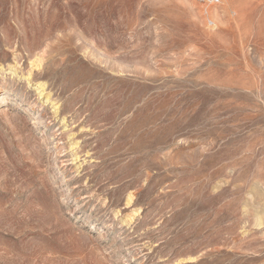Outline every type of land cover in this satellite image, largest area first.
I'll return each mask as SVG.
<instances>
[{
    "label": "rangeland",
    "instance_id": "obj_1",
    "mask_svg": "<svg viewBox=\"0 0 264 264\" xmlns=\"http://www.w3.org/2000/svg\"><path fill=\"white\" fill-rule=\"evenodd\" d=\"M0 264H264V0H0Z\"/></svg>",
    "mask_w": 264,
    "mask_h": 264
},
{
    "label": "built area",
    "instance_id": "obj_2",
    "mask_svg": "<svg viewBox=\"0 0 264 264\" xmlns=\"http://www.w3.org/2000/svg\"><path fill=\"white\" fill-rule=\"evenodd\" d=\"M206 7L217 6L221 3V0H195Z\"/></svg>",
    "mask_w": 264,
    "mask_h": 264
}]
</instances>
